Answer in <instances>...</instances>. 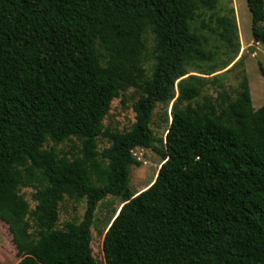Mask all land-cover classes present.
Listing matches in <instances>:
<instances>
[{
    "label": "trees",
    "instance_id": "obj_1",
    "mask_svg": "<svg viewBox=\"0 0 264 264\" xmlns=\"http://www.w3.org/2000/svg\"><path fill=\"white\" fill-rule=\"evenodd\" d=\"M221 1L0 0V223L18 264H100L91 230L110 196L122 207L107 222L104 264H264V107L253 108L245 75L235 97L223 88L213 97L187 70L217 56L204 31L239 48ZM247 6L253 41L264 45V0ZM200 10L209 19L198 28ZM147 31L160 47L153 85L133 129L100 151L95 138L121 81L113 64ZM117 38L128 44L113 56ZM160 103H173L164 138L152 128ZM76 139L82 158L57 152ZM136 149L162 160L139 194L130 188ZM66 200L87 207L60 228Z\"/></svg>",
    "mask_w": 264,
    "mask_h": 264
},
{
    "label": "rangeland",
    "instance_id": "obj_2",
    "mask_svg": "<svg viewBox=\"0 0 264 264\" xmlns=\"http://www.w3.org/2000/svg\"><path fill=\"white\" fill-rule=\"evenodd\" d=\"M217 11L219 16H225L230 23L236 24L239 48L227 47L218 36L210 35L209 32L204 31L208 40V50L215 49L217 56L211 64L189 65L187 70L190 75L208 80L205 94L213 97H216L217 91H220L221 88L235 97L245 75L250 87L253 108L258 110L264 107V45L255 44L253 41L252 16L247 6V0H222ZM208 19L209 13L200 10L196 13L192 24L199 28L200 23H207ZM262 26L264 28V23ZM123 40L119 38L113 40L115 45L119 44V50L116 48L113 56L118 52L120 55L124 53L122 50L128 42ZM134 43L135 47L129 50L127 48L128 52L119 56V62L113 64V71L121 81H118L117 95L113 98L110 109L103 120L100 134L95 138L96 149L100 151L109 148L117 138L133 129L137 121V105L154 82L160 49L157 36L153 32L147 31L138 35V39ZM110 61H112L111 56L105 55L103 66L109 70ZM211 66L215 67V71H212ZM172 105L173 103L170 105L160 103L154 112L152 128L157 138L165 136L164 113L166 109L170 113ZM83 144L84 140L76 139L55 146V148L61 155H66L70 160L76 161L82 158ZM134 155L141 165L130 170V188L133 193L139 194L155 181L162 160L152 150L136 149ZM32 193L31 189L22 190L26 200L34 207L35 204L31 199ZM86 207V201L74 203L66 200L63 202L60 206L59 227L63 228L67 222L75 220L81 222ZM121 207L120 200L110 196L103 200L96 210L95 224L91 230L92 250L95 259L100 264H104L105 261L103 241L107 222ZM19 261L20 258L12 243L9 228L5 223H0V264H18Z\"/></svg>",
    "mask_w": 264,
    "mask_h": 264
}]
</instances>
